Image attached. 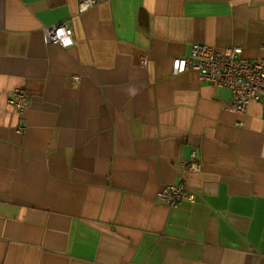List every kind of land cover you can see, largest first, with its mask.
Instances as JSON below:
<instances>
[{
  "label": "crops",
  "instance_id": "obj_1",
  "mask_svg": "<svg viewBox=\"0 0 264 264\" xmlns=\"http://www.w3.org/2000/svg\"><path fill=\"white\" fill-rule=\"evenodd\" d=\"M195 42L260 59L264 0H0V264H264L263 104L173 74ZM181 177L196 199L159 202Z\"/></svg>",
  "mask_w": 264,
  "mask_h": 264
},
{
  "label": "built area",
  "instance_id": "obj_2",
  "mask_svg": "<svg viewBox=\"0 0 264 264\" xmlns=\"http://www.w3.org/2000/svg\"><path fill=\"white\" fill-rule=\"evenodd\" d=\"M98 3L99 0H78V8L84 12ZM43 34L47 42H55L65 48L76 43L72 27L64 21L44 25ZM141 63L146 65L147 56L141 58ZM171 68L173 74L196 69L201 79L230 89L232 99L226 105L230 110L244 112L254 101L262 103L264 108V56L257 60L245 58L241 46L218 49L195 42L188 54L172 58ZM74 79L78 81L79 76H74ZM8 102L19 113L18 129L24 132L27 127L24 114L31 102L29 93L23 87L15 88L9 92ZM184 166L194 171L200 169L201 163L195 149L191 151ZM156 198L161 203L176 207L185 200H195L196 193L188 188L181 177L177 183L162 186Z\"/></svg>",
  "mask_w": 264,
  "mask_h": 264
}]
</instances>
